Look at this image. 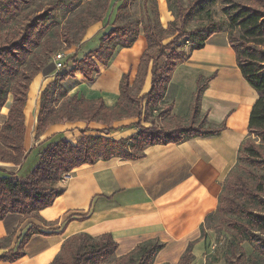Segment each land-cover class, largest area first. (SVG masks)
Listing matches in <instances>:
<instances>
[{
    "label": "trees",
    "instance_id": "16d2710c",
    "mask_svg": "<svg viewBox=\"0 0 264 264\" xmlns=\"http://www.w3.org/2000/svg\"><path fill=\"white\" fill-rule=\"evenodd\" d=\"M2 1L6 12L0 7V110L7 104L9 97L11 102L6 121L0 125V163L21 166L31 152H25L23 148L26 124L24 109L28 90L55 51L47 37L48 28L39 20L42 15L16 18L31 0ZM107 1L94 0L97 3L94 10L78 15L81 33L78 39L66 38L69 48L77 46L86 30L101 21ZM256 2L260 6L236 4L225 8V28L220 22L207 19L205 26L173 38L166 45L158 44L163 40L164 30L158 23L147 22L143 28L146 49L140 57L134 81L129 82L128 74L120 78L119 99L112 108L106 107L101 100L90 101L76 96H66L53 108L45 101L40 102L36 116V136L44 134L53 124L83 123L85 127L79 131L81 137L75 144L65 140L40 144L37 165L24 181H16L13 173L0 170V221L9 214L33 215L50 207L63 193L57 184L63 176H69L82 164L92 165L111 158L135 160L143 157L144 149L149 146L178 145L190 138L217 135L221 128L199 131L177 126L163 131L143 127L140 122L150 120L151 124H155L153 111L158 110L164 98L174 68L186 62L190 55L183 51L174 52L167 67L158 72L156 64L151 67L147 64V55L153 46L163 54L162 50L167 49V46L178 47L181 37L185 36L193 52L203 49L211 36L225 32L235 66L243 81L255 92L256 100L250 109L247 135L238 149L236 164L221 184L215 212L208 214L200 227V239H205V224L214 217H221L230 237L227 252L224 253L226 264H264V1ZM135 40L133 36L121 48L131 47ZM103 49L100 44L81 60H74L73 68L64 73L60 80L65 81L75 73H80L87 82H93L94 75L99 73L96 65L107 67L114 56L115 48ZM148 75V92L135 97L133 92L141 90ZM214 77L215 74L211 75L206 83ZM206 83H198L193 108L195 114L198 112V98L206 88ZM125 119H136L132 125L138 131L132 137L114 141L100 135L109 133L114 122ZM91 123L105 128L97 131L96 135H87L90 131L87 126ZM29 234L15 251L0 255V263H14L24 256L23 249ZM243 244L250 246L249 255L243 249ZM193 245L189 244L178 264H193ZM116 247L109 235L98 238L87 234L74 235L62 244L60 252L50 264H105L114 257ZM162 248L163 244L157 241L140 243L127 255L115 258V264H152ZM214 263L215 259L209 255L206 264Z\"/></svg>",
    "mask_w": 264,
    "mask_h": 264
},
{
    "label": "crops",
    "instance_id": "0c3cea01",
    "mask_svg": "<svg viewBox=\"0 0 264 264\" xmlns=\"http://www.w3.org/2000/svg\"><path fill=\"white\" fill-rule=\"evenodd\" d=\"M94 25L89 27L85 44H82V47H88L87 50L81 52L80 46L76 48L77 59L98 48L95 37L98 28ZM217 37L219 34L206 41L204 48L210 49L207 51L210 57H205V52L200 56V50L194 51L187 62L174 68L160 109L166 114L157 116L155 110L153 119L163 130L199 124L209 129L221 128L220 132L214 136L190 138L178 145L149 146L144 149V156L135 160L111 158L92 165L82 164L57 184L63 193L50 207L33 215L9 214L0 221V255L15 251L31 230L23 249L24 256L17 262L0 264H50L62 244L78 234L92 238L109 235L117 245L113 257L116 259L130 253L140 243H162L163 248L157 252L152 264H178L189 244L193 243L195 264L206 241L200 239V227L205 217L217 208L221 184L236 164L238 149L247 135L250 109L256 100L255 92L242 78L232 80L227 77L226 56L233 52L226 38L222 42ZM144 48V38L139 37L131 48L119 51L107 67L98 66L99 73L94 75L91 83L80 73L68 77L69 96L101 100L106 107H114L119 99L120 78L131 74L134 81ZM216 67L218 76L214 73L215 77L206 83L195 114L198 83L203 75L210 77ZM149 77L146 81L148 89ZM43 78L40 73L30 84L28 95H32V106L29 107L28 97L24 109L23 148L25 152L35 149L37 154L41 148L38 146L44 142L65 140L75 144L81 137L79 131L85 127L83 123L53 124L44 134L36 136L37 98ZM10 102L11 97L0 110V125L6 121ZM231 105L233 110L226 113L225 107ZM212 111L219 113L215 120L209 117ZM135 122L136 119L114 122L109 133L100 135L114 141L130 138L138 131L132 125ZM140 123L147 126L148 121L141 120ZM87 128L90 130L87 135H96L105 127L91 123ZM31 152L21 166L0 163V170L18 175L32 157ZM37 154L28 175L37 165Z\"/></svg>",
    "mask_w": 264,
    "mask_h": 264
},
{
    "label": "rangeland",
    "instance_id": "374dc122",
    "mask_svg": "<svg viewBox=\"0 0 264 264\" xmlns=\"http://www.w3.org/2000/svg\"><path fill=\"white\" fill-rule=\"evenodd\" d=\"M264 1V0H263ZM93 4V5H92ZM252 5V6H260L257 5L256 0H108L107 1V9L101 19L100 22L96 23L94 26H97L98 31L96 32V39L98 40V47L100 44L103 45V50L106 49H114V56L119 53L121 48L125 42H129L132 40L133 36L136 37V43L139 37L143 36V28L147 24V22L158 23L159 27L164 30L163 40L158 44L166 45L169 40L173 38H178L183 34H187L199 27L205 26L207 24V19H211L213 22H220L222 26L225 28V16L224 9L229 8L231 5ZM1 9L6 12V8L4 1L0 0ZM52 10H49L52 8ZM94 7H97V3L94 0H31L30 4L26 5L22 11V14L17 15L16 18L21 16H39L42 17L39 19L44 22L45 26L48 28L47 37L50 40V43L54 47V51L56 52H64L66 54V58L64 60L63 68L60 70H56L54 67L53 60L50 59V62L43 69L42 74L44 75L42 84L38 91V108L40 102L45 101L49 106L56 107L58 106L63 99L69 96L70 85H68L67 80L61 81L60 77L69 72L73 68L74 60H81L76 58V48L80 46L81 52L82 50L88 47H82V45L86 41V34L90 30L89 28L86 30L85 35L80 38L77 46L68 47V43L66 42V38L69 39H78L81 31L79 29L77 17L81 13L89 12L90 9L94 10ZM46 14V15H45ZM9 18V17H8ZM21 21V20H20ZM173 23V24H172ZM111 32H114L111 35ZM219 38L222 42H224L227 37V33H219ZM180 39V43L178 47L167 46V49L162 50L163 54L159 53L158 49L153 46L151 51L148 53V66L156 64L158 72H162L167 65L169 64L170 58L173 56L174 52H185L186 54H190L186 62L190 59L192 53L190 48L192 45L186 42V37L183 36ZM85 40V41H84ZM145 48L146 49V41ZM227 43V42H226ZM85 44V43H84ZM131 46V47H132ZM129 47V48H131ZM83 50V51H84ZM96 50V49H95ZM143 50V51H144ZM200 56L207 57L210 55L207 54L209 52V48H204L200 50ZM205 52V53H204ZM204 53V55H202ZM112 58V60H113ZM228 66L227 77L232 80L240 79L238 70L235 67L233 60V54L226 56ZM110 61V63L112 62ZM109 63V64H110ZM100 68L102 66L98 64ZM220 68V67H219ZM218 68H214L211 71V74H218ZM159 74V73H158ZM218 76V75H217ZM208 75H203L201 80V84L206 83L208 80ZM74 79V78H73ZM132 75H129V81L132 83ZM34 81V79H33ZM32 81V83H33ZM145 84L141 88L140 91L133 92L135 97H139L148 92V87ZM31 83V84H32ZM185 91L188 93V89L185 86ZM183 90V87L181 88ZM185 95V97H187ZM29 97V107L32 106V95H28ZM34 97V95H33ZM70 97V96H69ZM28 100V98H27ZM162 102H160L157 107V116L165 115V111H160ZM234 106H227L224 110L226 113L233 110ZM213 109V108H212ZM213 112V111H212ZM210 114L211 120H215L219 113L217 111ZM33 115L35 114V106L32 108ZM79 124V123H78ZM81 124V123H80ZM76 125V124H74ZM142 126V125H141ZM146 128L153 129H162L157 124H151L150 120H148L147 126H143ZM184 129L190 130H207L209 128H204L199 124H192L186 126H179ZM163 131H168L164 129ZM30 159L24 164L22 170L18 175L15 176L14 179L16 181H24L28 178V173L34 167V163H32L34 157L37 154V151L31 150ZM38 156V155H37ZM205 231V243L202 248L201 254L195 261V264H206L208 262V256L211 255L215 259L214 264H226L224 259V253L227 252L228 240L230 239L228 229L226 228V223L221 217H214L210 219L204 227ZM246 254L249 255L251 253L250 246L247 244L242 245ZM116 259L111 257L109 258L105 264H115Z\"/></svg>",
    "mask_w": 264,
    "mask_h": 264
},
{
    "label": "built area",
    "instance_id": "2783aa9c",
    "mask_svg": "<svg viewBox=\"0 0 264 264\" xmlns=\"http://www.w3.org/2000/svg\"><path fill=\"white\" fill-rule=\"evenodd\" d=\"M65 57H66V54L64 52L53 53L52 60H53L54 67L56 70H60L63 68ZM64 178L65 176H63L61 181H63Z\"/></svg>",
    "mask_w": 264,
    "mask_h": 264
}]
</instances>
